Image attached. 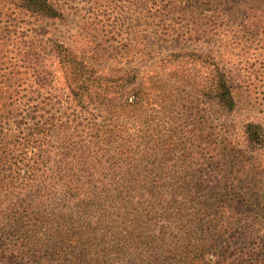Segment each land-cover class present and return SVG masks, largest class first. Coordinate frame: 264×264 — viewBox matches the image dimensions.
Instances as JSON below:
<instances>
[{
  "label": "trees",
  "instance_id": "obj_1",
  "mask_svg": "<svg viewBox=\"0 0 264 264\" xmlns=\"http://www.w3.org/2000/svg\"><path fill=\"white\" fill-rule=\"evenodd\" d=\"M120 1L0 0V264H264V100L226 49L264 46V0H127L124 55L92 22ZM76 8L88 51L40 27Z\"/></svg>",
  "mask_w": 264,
  "mask_h": 264
},
{
  "label": "rangeland",
  "instance_id": "obj_2",
  "mask_svg": "<svg viewBox=\"0 0 264 264\" xmlns=\"http://www.w3.org/2000/svg\"><path fill=\"white\" fill-rule=\"evenodd\" d=\"M116 1V0H113ZM253 4H256V6L264 5L263 2H254ZM252 4V5H253ZM71 13V15L68 16V19L66 21L62 22H55V23H49L45 27L40 25L41 28L46 29V35L51 38L57 39H64L68 36L76 37L78 34H80L82 37H84V40L81 43L82 46L78 47L81 51H88L91 45V39L93 37L100 35V38L102 40H106V43L111 44L113 47L117 46L118 54L124 55L125 43L129 40V34L130 37L134 38V34L137 33V25L138 21H136V15H135V5L133 4V1H127V0H121L120 2H116L114 4H111L108 8L107 15L100 20L99 17L96 18V21L93 22V26L95 25V22L100 21L98 24V27L101 26V30L94 34H89V30L87 25H84L85 18L84 13L79 11L78 8L74 9ZM135 10V12H134ZM106 19V20H105ZM103 20L105 23H103ZM17 24L19 25V29H21L20 25L22 27H25V29L28 30V36H26L28 39L32 38L34 40H37L40 36L41 30L38 29V22L36 23V26H30L27 27L23 22H27V19H23L22 17L17 18ZM91 22V21H90ZM35 27V28H34ZM37 28V30L34 29ZM104 28L105 30H103ZM111 30V31H110ZM37 34V35H36ZM39 34V36H38ZM247 33L243 30L242 35L240 36L242 39L246 38ZM96 38V37H95ZM221 39V38H220ZM219 39V41H220ZM263 40V39H262ZM207 39H201L199 42L193 41V43H189L184 39V41H181L180 39L172 36L165 42H158L156 44L157 48L154 49L157 53L162 52H170L174 50V48L177 46L178 49H181L183 47H189V48H198L200 50L207 49L211 50L213 48H219V43L209 42ZM235 43V42H234ZM134 45V43L132 44ZM176 45V46H175ZM248 45L245 44L241 49L240 48H234L233 45L226 44L227 47H231V53H233V60H232V66L237 69L240 73L241 79H242V86L246 87L251 93H252V99H251V105H253L252 110L250 112L247 110L250 108V105L243 104L242 107L240 106L239 109H237V112L232 114L229 118H233V123L235 125V129L238 131L240 128V123L245 119V117L248 115L249 112L250 115H256L254 114V109L258 110L261 106H259V103L264 100V46L260 49H248L245 48ZM130 53H136V48L132 47L130 50ZM126 55V54H125ZM249 115V116H250ZM213 123L214 119H213ZM201 168H206V165H203ZM206 169H202L204 171ZM158 223H162V220H157ZM154 224V222L152 223ZM153 227L154 231H157V227ZM180 243H176L175 246H179Z\"/></svg>",
  "mask_w": 264,
  "mask_h": 264
}]
</instances>
